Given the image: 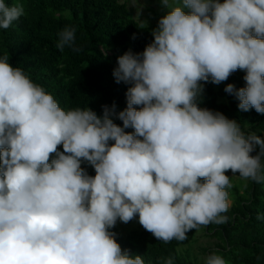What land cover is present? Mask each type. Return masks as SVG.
Segmentation results:
<instances>
[{
    "label": "clouds",
    "instance_id": "clouds-1",
    "mask_svg": "<svg viewBox=\"0 0 264 264\" xmlns=\"http://www.w3.org/2000/svg\"><path fill=\"white\" fill-rule=\"evenodd\" d=\"M159 3L167 11L152 42L117 57L113 76L131 85L122 111L64 110L0 57V264H145L109 231L118 221L138 216L158 240L182 242L192 229L227 223L226 172L264 182V139L199 106L206 83L243 70L246 86L224 91L240 110L264 114V0ZM24 14L0 0V29ZM75 33L65 27L56 47L79 52ZM204 264L226 261L210 254Z\"/></svg>",
    "mask_w": 264,
    "mask_h": 264
},
{
    "label": "trees",
    "instance_id": "trees-1",
    "mask_svg": "<svg viewBox=\"0 0 264 264\" xmlns=\"http://www.w3.org/2000/svg\"><path fill=\"white\" fill-rule=\"evenodd\" d=\"M5 3L23 5L25 14L8 29H0V57L7 55L11 65L21 68L34 83L53 95L64 110L88 107L100 116L104 105L111 107L115 103L117 112L127 107L126 92L131 85L116 82L113 70L118 66L117 57L129 50L142 52L153 37L150 29L133 18L123 0H5ZM65 27L75 28L79 52L67 46L61 52L56 47L58 33ZM245 74L237 70L226 82L237 89L245 87ZM204 87L200 107L223 113L236 120L241 129L252 125L258 130L255 134L264 139V114L254 109L240 110L239 101L226 93L225 87L217 90L210 82ZM221 98H227L228 103L221 102ZM114 122L123 126L119 119L114 118ZM59 150L63 151L62 146ZM259 151L257 146L252 155ZM82 167L89 175H95L87 162ZM261 174L264 175V169ZM253 185L246 206L235 204L222 214L229 218L227 223H210L200 228L206 227L225 238L226 247L215 254L222 256L226 264H264V182L253 181ZM242 200L239 198L238 202ZM134 221L138 222V216L130 222ZM199 230L187 232L185 241L168 243L155 238L140 224L128 235L117 226L109 231L115 234L122 251L141 255L145 264H164L168 258L173 262L179 258L180 247L190 245ZM180 263L197 264L188 254L181 256Z\"/></svg>",
    "mask_w": 264,
    "mask_h": 264
},
{
    "label": "rangeland",
    "instance_id": "rangeland-1",
    "mask_svg": "<svg viewBox=\"0 0 264 264\" xmlns=\"http://www.w3.org/2000/svg\"><path fill=\"white\" fill-rule=\"evenodd\" d=\"M223 2V0H221ZM129 10L133 14V18L138 21L142 27L148 28L151 30L157 27L158 20L166 14L167 9L163 8L159 3V0H136L135 4H133L132 0H123ZM142 8V9H141ZM141 9L140 16L137 15V12ZM227 84L226 81L222 82L219 85H215L217 90L225 87ZM221 102L228 103L227 98H221ZM244 132L248 133H257L258 130H254L252 125H246ZM246 133V134H248ZM264 136V133H263ZM52 158H55L54 156ZM231 179L232 187L228 189V199L230 201V207L227 212H229L232 207L237 204L240 207L246 206L249 202L250 193L254 187L253 181L251 180H244L239 176V173L233 175V173L229 170L225 173ZM239 198L243 199L242 201L238 202ZM116 226L125 234L128 235L133 230L137 229L139 223L129 222L127 224L122 223L120 221L117 222ZM216 231H209L206 227L200 229L197 233L195 240L188 246L180 247V257L177 258L173 264H181L180 258L188 254L193 262L197 264H204V259L210 255L215 254L221 248L226 247L225 238L216 235Z\"/></svg>",
    "mask_w": 264,
    "mask_h": 264
}]
</instances>
